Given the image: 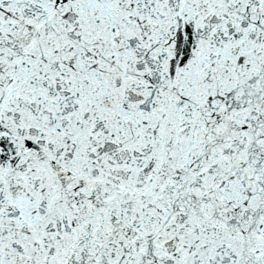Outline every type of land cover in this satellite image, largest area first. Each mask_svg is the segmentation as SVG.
I'll use <instances>...</instances> for the list:
<instances>
[{"label":"snow or ice","instance_id":"snow-or-ice-1","mask_svg":"<svg viewBox=\"0 0 264 264\" xmlns=\"http://www.w3.org/2000/svg\"><path fill=\"white\" fill-rule=\"evenodd\" d=\"M0 264H264V0H0Z\"/></svg>","mask_w":264,"mask_h":264}]
</instances>
